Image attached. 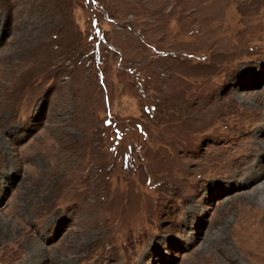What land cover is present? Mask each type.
<instances>
[{"label": "rangeland", "instance_id": "rangeland-1", "mask_svg": "<svg viewBox=\"0 0 264 264\" xmlns=\"http://www.w3.org/2000/svg\"><path fill=\"white\" fill-rule=\"evenodd\" d=\"M263 185L264 0H0V264H264Z\"/></svg>", "mask_w": 264, "mask_h": 264}, {"label": "bare ground", "instance_id": "bare-ground-1", "mask_svg": "<svg viewBox=\"0 0 264 264\" xmlns=\"http://www.w3.org/2000/svg\"><path fill=\"white\" fill-rule=\"evenodd\" d=\"M259 188H261V189L264 190V185L261 186V187H259ZM38 253H39V252H38ZM37 257H38V256H37ZM29 261H30V260H29ZM37 261H38V262H37ZM37 261H35V262L39 263V262L41 261L39 257L37 258ZM32 262H33V261H32ZM32 262H30V264H31ZM35 262H33V264H35Z\"/></svg>", "mask_w": 264, "mask_h": 264}]
</instances>
